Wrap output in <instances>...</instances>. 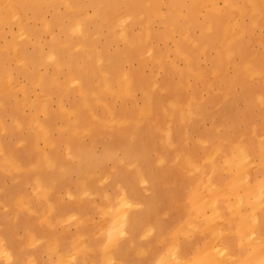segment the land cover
Wrapping results in <instances>:
<instances>
[{"label": "rangeland", "instance_id": "obj_1", "mask_svg": "<svg viewBox=\"0 0 264 264\" xmlns=\"http://www.w3.org/2000/svg\"><path fill=\"white\" fill-rule=\"evenodd\" d=\"M256 1L251 15L248 0L235 13L224 0H0V73L12 77L0 81V264H39L42 252L48 264H71L75 247L88 251L110 225L106 264H117L125 218L139 208L131 193L125 203L122 180L138 185L143 175L168 190L176 178L188 182L218 221L211 191L229 193L264 248V188L250 176L264 164V1ZM55 46L61 65L50 58ZM27 56L36 65H23ZM139 188L154 192L149 178ZM246 192L253 209L241 202ZM155 234L146 231V243L162 247ZM222 237L208 255L226 250ZM163 240L165 263L184 264L181 242Z\"/></svg>", "mask_w": 264, "mask_h": 264}, {"label": "bare ground", "instance_id": "obj_2", "mask_svg": "<svg viewBox=\"0 0 264 264\" xmlns=\"http://www.w3.org/2000/svg\"><path fill=\"white\" fill-rule=\"evenodd\" d=\"M226 5L229 7V9L235 13L234 11L237 8V4L239 0H224ZM264 1V0H263ZM248 7L250 10H247L248 14L253 15V11H256L257 13L260 11V7L257 4L256 0H248L247 2ZM240 14L242 15L244 12V6L239 9ZM237 14V13H236ZM239 19V16L237 15V20ZM81 24L84 23L83 20L79 21ZM234 44V43H233ZM232 42L229 43V47H231V55L234 57L237 56L236 50L234 51V48H232ZM58 47H54L50 52V58L57 60L56 62L58 65H61V61L59 59V51ZM181 53L186 56V54L181 51ZM72 55V54H71ZM19 60L22 61L23 65L30 64L31 66L36 65V57L35 56H27L25 58L20 57ZM72 66V61L68 62ZM247 69L251 70L253 66L252 62L247 63ZM3 68V67H2ZM9 70L6 68H3L0 73V81H8L10 83V79H12L11 74H9ZM33 73L30 74V77H33ZM39 83L45 84L46 79L39 78ZM47 112V110L45 111ZM44 133L47 135V132L43 125H40ZM219 175L217 176L218 182L221 186H225L230 182V179L226 176V174L223 171L218 172ZM253 175V180L255 183L263 186L264 188V164L261 165L258 169L254 171V173H251L250 176ZM154 176V175H153ZM140 176L139 181L141 183H145L146 180L149 178L152 181V189L154 190L153 194L151 196H146V194L143 192L142 188H139V181L138 185L133 184V182H126L125 179L122 181L125 182V197L124 201L125 203H129V196L130 193L132 196L136 197L135 202L139 206V208H136L132 213L131 216L125 218V226L128 228V233L126 237H129L124 245H120V247L116 251L115 257L111 255V262L116 261L117 259L120 260V262L117 264H166L165 259L160 256L157 253V245H154L153 243H146V245L142 248L144 251L147 250L148 253L144 255L140 252V250L137 248L135 250L131 249V245L141 241V239H148L146 235V231L154 230L156 232L155 236L157 239L160 240V245L163 248L168 247V242L166 240H163L167 235H169L168 230H163L164 228V222L161 219V216H178L179 210L186 207L188 209H192L191 212H194V216H207L205 211H202L201 204L198 202V199L196 198L194 193H191L192 190H188L187 196H184L185 187L179 183L182 181L180 178H176V180L173 183V188L171 190L162 189V181L159 178L160 176ZM127 183V184H126ZM127 185V186H126ZM211 196L214 197L215 202L218 204L219 212L222 216H236L235 215V208L233 206V203L231 201V196L229 193L219 190H212ZM181 197L182 200H179ZM241 202L247 206V208H255V201L251 194V192H246L245 194H242ZM242 204V205H243ZM263 219V228L262 231H264V208H262V213H260ZM260 216V217H261ZM252 228H250L251 230ZM114 226H109L107 235H105L103 238H96L93 234L91 237V243L90 249L85 252H77L75 251L74 254L76 256H71L73 260L71 261V264H88L87 259H92L90 261V264H106L108 255H106L107 251L104 252V248H108V243L110 236L112 232L114 231ZM159 234L160 237H159ZM165 234V235H164ZM261 234V233H260ZM264 232L262 233V235ZM261 235V236H262ZM264 236V235H263ZM262 236V237H263ZM251 237V236H250ZM257 238L251 239L254 241V243H257ZM264 240V239H263ZM63 244L66 246L65 243H59L57 248H60L63 251ZM243 244L242 242V236L240 235V232L238 230L237 225V245ZM245 244V243H244ZM261 246V245H260ZM8 246H6L5 251H7L8 255H10L8 250ZM74 251V250H73ZM182 253V247L178 246L175 250V256L176 259L179 260V262H183L184 259L180 257ZM209 253V250L207 254ZM225 251L215 253L214 255L210 256V258L223 256ZM41 255V253H40ZM39 255V256H40ZM46 260V259H44ZM186 262V261H185ZM113 264V263H112ZM252 264H264V260L262 259V255L257 256L254 258Z\"/></svg>", "mask_w": 264, "mask_h": 264}, {"label": "crops", "instance_id": "obj_3", "mask_svg": "<svg viewBox=\"0 0 264 264\" xmlns=\"http://www.w3.org/2000/svg\"><path fill=\"white\" fill-rule=\"evenodd\" d=\"M188 185L189 183L186 182L184 196H187L189 190ZM191 193L194 192L192 191ZM182 198L183 197L179 200H182ZM197 199L201 204L202 211H205V207L201 203L203 200H200L199 196H197ZM231 201L235 208L236 216H222L221 221H218L216 216H208L207 211H205L207 216H194V212H191L192 209L186 207L179 210L178 216H161L165 224L163 230H168L170 232L167 236H170L172 239L176 238V240L181 242V258L186 261L184 264H252L254 258L259 255H262V259L264 260V248L260 246V244L254 243L250 237V228L252 227H250V225H252L251 216H247L245 220L246 224L244 223L243 226L240 222V216H237V205L233 201V198H231ZM237 225L243 242V244L240 245H237ZM260 225L259 235L261 236L264 232L262 231V216L260 217ZM222 234V244L226 248L225 253L223 256L219 255L218 257L210 258L207 254V246L211 243V240L219 238ZM160 235L161 234H159V237ZM94 236L98 238V236ZM163 237L164 236L161 238ZM262 238H264V236ZM127 239L122 242V245L125 244ZM156 241H158V239ZM145 245L146 240L141 239V241L132 244L130 247L132 250L138 248L141 252ZM161 248L162 247L157 246V252H159ZM104 249L108 250L107 247ZM74 251H77L76 247ZM44 259V253L42 252L39 256V264H48ZM91 260L92 259H87L88 264H90Z\"/></svg>", "mask_w": 264, "mask_h": 264}]
</instances>
